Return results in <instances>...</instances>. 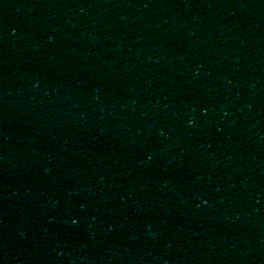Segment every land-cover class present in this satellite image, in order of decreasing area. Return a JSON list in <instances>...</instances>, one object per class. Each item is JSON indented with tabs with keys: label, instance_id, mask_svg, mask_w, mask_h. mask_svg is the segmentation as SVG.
Here are the masks:
<instances>
[{
	"label": "water",
	"instance_id": "water-1",
	"mask_svg": "<svg viewBox=\"0 0 264 264\" xmlns=\"http://www.w3.org/2000/svg\"><path fill=\"white\" fill-rule=\"evenodd\" d=\"M226 0H0V264H152Z\"/></svg>",
	"mask_w": 264,
	"mask_h": 264
}]
</instances>
